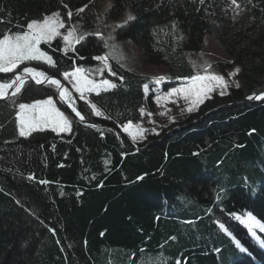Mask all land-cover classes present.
I'll list each match as a JSON object with an SVG mask.
<instances>
[{"label":"trees","instance_id":"1","mask_svg":"<svg viewBox=\"0 0 264 264\" xmlns=\"http://www.w3.org/2000/svg\"><path fill=\"white\" fill-rule=\"evenodd\" d=\"M231 1L237 17L230 0H111L107 17L129 6L133 17L117 36L137 42L145 63L166 66L176 79L193 74L186 53L212 31L223 44L243 33H258L253 45L264 44V0ZM97 5L0 0V38L53 12L87 31L66 53L60 36L42 43L51 65L28 61L0 72V82L26 67L60 79L83 69L115 82L90 102L69 100L105 127L73 119L67 134L18 133L20 103L56 97L53 85L27 82L0 101V264H264V94L242 101L264 91V49L227 52L223 66L237 67V87L206 99L178 129L134 144L118 126L139 122L145 103L153 107L151 80L102 60Z\"/></svg>","mask_w":264,"mask_h":264},{"label":"rangeland","instance_id":"2","mask_svg":"<svg viewBox=\"0 0 264 264\" xmlns=\"http://www.w3.org/2000/svg\"><path fill=\"white\" fill-rule=\"evenodd\" d=\"M110 3L111 0H98L96 7L95 32L104 41V58L114 61L124 69L148 76L151 80L145 91L146 94H152L153 107L150 108L145 103L139 122H128L118 126L119 131L134 144L150 136H156L163 129L172 131L178 129L180 123L191 112L196 111L206 99L212 98L214 94L224 95L230 87H237L239 83L237 67L223 66L228 61L227 52L238 51L241 46L246 45H250L255 50L264 49V44L261 42L253 45L252 41L258 38V33H243L238 38L227 37L226 43L223 44L218 38V31L215 30L211 34L204 35L198 51L186 53L193 74L171 79L166 66L145 63L137 42L117 36V29L133 17V12L127 6L117 18L107 17ZM230 8L232 17H237L236 5L231 0ZM86 34L87 31L78 30L75 25L66 26V22L58 12L47 14L42 20L31 21L24 32L6 34L0 38V72H15L28 61H40L51 65L52 59L42 50L40 46L42 43L47 44L56 36H60L62 51L66 53L72 51L74 45ZM29 69L31 67L24 68L27 73ZM47 76L45 73L36 74L35 78L44 80ZM21 78L22 76H18L17 79ZM63 80V87H60L57 81L52 82L57 89L56 97L46 96L20 103L17 114L19 135L27 136L32 131L38 130H52L59 134L69 133L73 119L76 120L73 113L82 118L70 104V98L75 95L85 100L86 93L99 94L111 91L115 86L112 79L96 81L90 78L86 71L77 68L64 74ZM10 87L0 90V97H4L3 94L8 93ZM58 91L62 101L68 104L70 110L61 103V99L57 96ZM94 113L98 114L97 109H94Z\"/></svg>","mask_w":264,"mask_h":264},{"label":"clouds","instance_id":"3","mask_svg":"<svg viewBox=\"0 0 264 264\" xmlns=\"http://www.w3.org/2000/svg\"><path fill=\"white\" fill-rule=\"evenodd\" d=\"M102 60L103 61H106V63L107 62H109V60L110 59H108V60H106L104 57H102ZM30 68V67H29ZM38 72H40V71H38V70H36V69H33V68H31V69H29V73H27L24 69H22L21 71H18V72H16V73H14V75H13V77H12V79L9 81V82H0V84H10L11 85V87H10V89H9V91L11 90V88H12V85H13V81H14V78H15V75L16 74H18V76H22V78L20 79V80H18L17 78H18V76L16 77V81H17V86H16V88L13 90V93H15L16 92V89L19 87V85H21V84H23L24 85V83H27V82H30V83H32L33 85H36V86H40V84H41V82H44V81H46L47 80V83H48V85H49V83L52 85V82L53 81H56L54 78H58V77H54V76H51V75H48L44 80H37L36 78H35V75L36 74H38V75H43V72H40V73H38ZM35 73V74H34ZM52 77H54V78H52ZM60 79V78H59ZM25 80V81H24ZM30 80V81H29ZM61 81H62V83L64 82V80H63V77H62V79H60ZM20 81V82H19ZM58 82V81H57ZM46 83V84H47ZM45 84V85H46ZM44 85V86H45ZM64 86V84L62 85V87ZM22 87V86H21ZM20 87V88H21ZM61 87V86H60ZM19 88V89H20ZM19 89H17V90H19ZM12 93V94H13ZM6 94L7 93H5V96L4 97H0V98H5L6 97ZM11 94V95H12ZM10 95V96H11ZM57 96H59L60 98H61V96H60V92L58 91L57 92ZM85 100H87V101H91V97H90V95H89V93H86L85 94ZM7 99V98H6ZM135 150L137 149V147L135 146V148H134Z\"/></svg>","mask_w":264,"mask_h":264},{"label":"water","instance_id":"4","mask_svg":"<svg viewBox=\"0 0 264 264\" xmlns=\"http://www.w3.org/2000/svg\"><path fill=\"white\" fill-rule=\"evenodd\" d=\"M17 76H18V74L15 75V78H14V81H13V85H12L11 90L6 94V97H5V98H0V101L5 100L6 98H8V97L12 94L13 90H14V89L16 88V86H17V81H16V77H17ZM52 78H54V77H52ZM54 79H55L56 81H58V82L60 83V86L62 87V85H63L62 81H61L59 78H54ZM46 83H47V80L44 81V82H42V83L40 84V86H43V85H45ZM261 94H264V91L261 92V93H257L256 95H253V96H252L251 98H249L247 101H249V102L255 101V100L258 98V96L261 95ZM58 98L61 99L59 96H58ZM242 101H246V100L244 99V100H242ZM61 103H62L63 106H65L68 110H70L68 104H66L64 101H62V99H61ZM73 115L75 116V118H76V120H77L78 122H81V123H83V124H85V125L92 126V127H105L104 125H101V124H99V123H96V122H93V121H88V120L82 119V118L78 117L75 113H73ZM111 130L115 133V135H116V137H117V140L119 141V143L122 145V147H123L125 150H127V151H133V149H126V148L123 146V143H122V141H121L120 134H119L120 131L118 132L117 130H115V129H113V128H111Z\"/></svg>","mask_w":264,"mask_h":264},{"label":"built area","instance_id":"5","mask_svg":"<svg viewBox=\"0 0 264 264\" xmlns=\"http://www.w3.org/2000/svg\"><path fill=\"white\" fill-rule=\"evenodd\" d=\"M8 86L10 87L11 85L10 84H0V90ZM3 96H5V93L3 94Z\"/></svg>","mask_w":264,"mask_h":264},{"label":"bare ground","instance_id":"6","mask_svg":"<svg viewBox=\"0 0 264 264\" xmlns=\"http://www.w3.org/2000/svg\"><path fill=\"white\" fill-rule=\"evenodd\" d=\"M42 83V82H41ZM44 86V85H43ZM244 100V99H243ZM246 101L248 100V99H245Z\"/></svg>","mask_w":264,"mask_h":264}]
</instances>
